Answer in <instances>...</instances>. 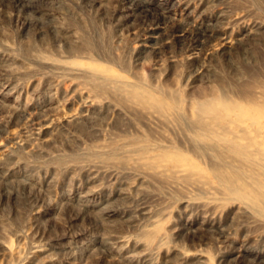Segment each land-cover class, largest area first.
I'll list each match as a JSON object with an SVG mask.
<instances>
[{
    "label": "rangeland",
    "instance_id": "obj_1",
    "mask_svg": "<svg viewBox=\"0 0 264 264\" xmlns=\"http://www.w3.org/2000/svg\"><path fill=\"white\" fill-rule=\"evenodd\" d=\"M223 104L264 114V0H0V264H264Z\"/></svg>",
    "mask_w": 264,
    "mask_h": 264
},
{
    "label": "bare ground",
    "instance_id": "obj_2",
    "mask_svg": "<svg viewBox=\"0 0 264 264\" xmlns=\"http://www.w3.org/2000/svg\"><path fill=\"white\" fill-rule=\"evenodd\" d=\"M137 5H139V4H137ZM203 37H206V35H204ZM149 38L153 39L155 37L153 35H150ZM128 94L131 98H133L134 100H137L140 104L145 105V106L146 105L149 106L150 104H152V105L155 104L157 106L162 107V105H163L162 101L158 100L151 92L144 90L142 88H139V87H135L131 90L129 89ZM222 106L223 107L221 108L222 109L221 113L224 117H232V115H234L235 118L238 120H241L242 118H243V120H245V118L248 117L255 124L264 128V114L256 113L255 111H251V110H245V109H243V106H241V105L231 106V105H224L223 104ZM168 108L172 109L174 107H173V105H170V106H168ZM243 187H244V185H243ZM244 190H245V188H244ZM237 191H238V189H237ZM239 193H242V190ZM242 195L244 196L243 193H242Z\"/></svg>",
    "mask_w": 264,
    "mask_h": 264
}]
</instances>
